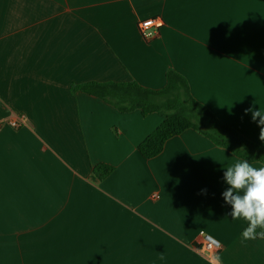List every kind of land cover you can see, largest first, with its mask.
I'll return each instance as SVG.
<instances>
[{
  "label": "crops",
  "instance_id": "0c3cea01",
  "mask_svg": "<svg viewBox=\"0 0 264 264\" xmlns=\"http://www.w3.org/2000/svg\"><path fill=\"white\" fill-rule=\"evenodd\" d=\"M156 17L163 26L147 40L138 23ZM169 68L264 147L253 120L264 114V0H0L3 253L15 248L17 264H264V239H243L248 222L222 195L226 168L243 159L192 129L145 159L138 145L159 114L71 91L161 89ZM101 163L114 170L98 181ZM202 234L221 243L214 258Z\"/></svg>",
  "mask_w": 264,
  "mask_h": 264
},
{
  "label": "trees",
  "instance_id": "16d2710c",
  "mask_svg": "<svg viewBox=\"0 0 264 264\" xmlns=\"http://www.w3.org/2000/svg\"><path fill=\"white\" fill-rule=\"evenodd\" d=\"M71 91L101 99L121 113L138 110L143 116L159 114L162 122L138 145V151L145 159L157 157L170 138L192 129L240 159L264 163V147L219 120L192 96L187 79L172 68L167 70L166 84L161 89L147 88L135 81H89L71 86ZM113 170V166L101 163L93 167V175L102 181Z\"/></svg>",
  "mask_w": 264,
  "mask_h": 264
},
{
  "label": "clouds",
  "instance_id": "9594fccd",
  "mask_svg": "<svg viewBox=\"0 0 264 264\" xmlns=\"http://www.w3.org/2000/svg\"><path fill=\"white\" fill-rule=\"evenodd\" d=\"M257 117L261 126L259 139L264 142V114L260 109L253 112V120ZM224 180L229 187L222 195L231 205L232 218L248 222L243 239H264V167H254L248 160L237 161L226 168Z\"/></svg>",
  "mask_w": 264,
  "mask_h": 264
},
{
  "label": "built area",
  "instance_id": "2783aa9c",
  "mask_svg": "<svg viewBox=\"0 0 264 264\" xmlns=\"http://www.w3.org/2000/svg\"><path fill=\"white\" fill-rule=\"evenodd\" d=\"M162 26L163 20L160 17L149 18L138 23L139 32L147 40H151L152 38H154L158 34L159 28H161ZM10 124L13 127L18 125L16 121H12ZM157 197L158 196L156 194L153 195V198ZM221 248L222 245L218 240L206 234L201 235L199 249L209 257L214 258Z\"/></svg>",
  "mask_w": 264,
  "mask_h": 264
},
{
  "label": "rangeland",
  "instance_id": "374dc122",
  "mask_svg": "<svg viewBox=\"0 0 264 264\" xmlns=\"http://www.w3.org/2000/svg\"><path fill=\"white\" fill-rule=\"evenodd\" d=\"M15 258H16L15 248H11V249L9 248L4 253H3V250L0 248V260L6 261V262L0 261V264H17L14 262ZM18 264H21V263H18Z\"/></svg>",
  "mask_w": 264,
  "mask_h": 264
}]
</instances>
